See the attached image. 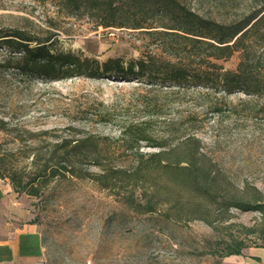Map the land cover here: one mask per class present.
I'll return each instance as SVG.
<instances>
[{
    "label": "rangeland",
    "instance_id": "rangeland-1",
    "mask_svg": "<svg viewBox=\"0 0 264 264\" xmlns=\"http://www.w3.org/2000/svg\"><path fill=\"white\" fill-rule=\"evenodd\" d=\"M176 1L224 24L264 4ZM113 2L126 27L104 28L83 8L69 15L60 0H0V119L7 124L1 149L14 153L28 178L34 155L48 157L61 139L91 138V146L68 166L72 172L61 170L36 197L21 194L41 236L44 264H256L248 253L264 238V213L226 204L264 203V95L226 96L201 84L176 86L136 76L30 77L7 60L1 40L16 30L38 40L50 37L46 44L53 52L100 63L118 59L125 69L139 58H159L158 40L147 31L163 30L166 8L150 1ZM238 60L235 53L218 63L234 70ZM137 125L151 138L139 143L142 154L156 152L148 147L154 142L173 148L187 136L196 138L204 173L198 184L209 193L195 192L186 178L168 171L113 174L102 181V168H135L136 151L122 130ZM232 238L250 247L240 256L219 258Z\"/></svg>",
    "mask_w": 264,
    "mask_h": 264
},
{
    "label": "trees",
    "instance_id": "trees-1",
    "mask_svg": "<svg viewBox=\"0 0 264 264\" xmlns=\"http://www.w3.org/2000/svg\"><path fill=\"white\" fill-rule=\"evenodd\" d=\"M134 1L157 3L162 11L166 8L168 20L160 26L163 30L147 31L158 40L157 51L161 55L159 58L154 56L139 58L125 69L118 59L108 58L100 63L94 58L81 57L69 52H53L46 44L50 37L38 40L16 30L3 35L1 40V44L7 49V60L14 59L15 65L12 67L30 77L59 79L78 76L87 78L136 76L149 81L157 78L162 84L176 86L192 82L201 84L211 91L221 90L226 96L238 91L248 96L264 95V50L260 51L264 42V4L238 21L224 24L200 17L180 6L176 0ZM60 2L67 8L69 15H76L77 11L83 8L89 11L90 15L98 17V25L104 28L126 27L123 11L113 0H60ZM133 26L130 28H142L138 24ZM32 43L35 45L31 46ZM235 53L238 54L239 60L234 70L224 69L218 63L229 59ZM214 109L218 111V108ZM6 125V122L0 119V134L6 130ZM134 128L132 130V127H127L122 133L127 136L129 147L136 151L135 168L130 173L125 170L102 168V181L111 180L113 174L127 173L129 176L138 177L149 174L151 170L168 171L186 178L195 192L209 193L207 189L201 190L198 184V178L204 173L198 167L200 153L196 138L187 136L173 148H168L162 141L154 142L148 144V147L158 150L142 154L137 150L139 143L149 142L151 138L138 125ZM90 139V137L75 141L61 139L54 145L48 157L34 155L30 162L31 174L28 178L25 177L26 179L18 162L13 159L14 153L2 150L0 145V180L6 181L18 197H21L22 193L36 197L42 184L46 185L62 171L72 172L68 166L72 165L73 159L86 146H91ZM182 163L185 165L181 166ZM227 206L264 213V203L258 200L234 202L229 199ZM151 210L148 208L146 211ZM260 239L261 244L257 248L264 249V238ZM248 247L250 246L243 239L232 238L225 243L218 256L219 258L240 256L243 249Z\"/></svg>",
    "mask_w": 264,
    "mask_h": 264
},
{
    "label": "crops",
    "instance_id": "crops-1",
    "mask_svg": "<svg viewBox=\"0 0 264 264\" xmlns=\"http://www.w3.org/2000/svg\"><path fill=\"white\" fill-rule=\"evenodd\" d=\"M264 264V249H249ZM41 236L23 199L0 180V264H44Z\"/></svg>",
    "mask_w": 264,
    "mask_h": 264
}]
</instances>
